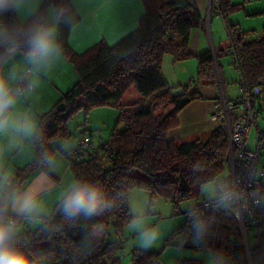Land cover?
<instances>
[{
  "label": "trees",
  "instance_id": "trees-1",
  "mask_svg": "<svg viewBox=\"0 0 264 264\" xmlns=\"http://www.w3.org/2000/svg\"><path fill=\"white\" fill-rule=\"evenodd\" d=\"M70 1L43 0L38 15L45 20L47 8H53L57 39L74 65L77 80L38 116L39 132L31 137L34 158L17 170L13 183L20 186L33 170H45L48 158L57 152L64 154L73 178L102 186L112 207L94 221L80 219L69 224L58 214L50 222L58 209L57 202L53 212L43 216L44 224L24 229L29 240L27 251L44 257L45 264H116L120 260L118 252L124 248L123 227L134 217L129 206L132 188L147 191L151 203L155 196H162L176 207L182 200L197 197L203 184L218 182L229 172V142L223 122L203 136L184 141L168 139V131L177 124L179 111L200 95L189 86L177 91L179 86L167 83L162 72L163 56L168 54L173 61L196 58L197 82L214 84L221 78L218 58L233 49L240 81L245 92H250L257 80L264 77V37L248 38L237 23L227 19L238 6L232 0H216L228 42L218 50L194 56L188 48L189 33L205 23L194 0H141L144 12L136 30L113 46L101 40L82 54H76L67 44L71 27L79 20ZM129 87L135 88L141 97L132 103H120ZM254 100L252 97L253 103ZM110 103L118 106L120 112L108 140L83 151L77 145L66 151L52 145L58 138L70 136L67 122L76 111ZM261 197H264V183ZM193 208L184 212L186 218ZM261 212L264 206L255 205L252 217L258 219ZM186 218L160 249L131 248V264H159L161 250L170 244L174 234H184ZM205 219L210 228L203 239V251L211 248V256L223 252L229 264H264V220L250 226L255 242L251 244L248 237L246 245L233 215L212 211ZM94 222L105 225V234L93 240L89 250L82 247L83 237L86 226ZM184 237L187 238L185 234ZM186 246L192 248V244ZM173 264L205 263L190 257Z\"/></svg>",
  "mask_w": 264,
  "mask_h": 264
},
{
  "label": "crops",
  "instance_id": "crops-1",
  "mask_svg": "<svg viewBox=\"0 0 264 264\" xmlns=\"http://www.w3.org/2000/svg\"><path fill=\"white\" fill-rule=\"evenodd\" d=\"M70 2L72 8L78 14L79 20L70 29L67 44L76 54H82L101 40L108 46L115 45L126 35L137 29L139 19L144 12L141 0H71ZM194 2L205 18L204 27L193 28L189 33L188 48L196 56L207 50H218L228 42V37L216 0H194ZM49 12H52L51 6L47 8L46 17ZM50 23V25H56V17L51 15ZM218 64L221 77L219 82L203 84L197 82L196 79V58L173 61L171 57H166V54L163 56L162 72L167 83L171 86H179L177 91L182 90L183 86H189L190 90H195L200 95V97L190 101L179 111L177 124L168 131V139L184 141L206 135L219 124L210 119L212 111L223 103V99L229 101L240 96V74L233 64L232 55L228 53L221 55L218 58ZM17 65L25 73L23 77H26V85L28 83L26 74L31 72L34 78L38 79V86L34 91L22 96L17 101L14 112L17 116L28 117L37 125L38 116L47 111L60 95L76 82L77 74L73 63L66 56L50 65L33 67L26 62L24 53H20L9 63L6 74L13 66ZM22 78L15 82V86ZM49 80L52 85L46 83ZM230 82L234 89H228L229 86L226 83ZM42 87H44L43 90ZM259 103L264 104V98L254 100L255 106ZM52 145L56 146L57 143H52ZM34 155L35 151L31 137L17 135L11 131L0 135V173L8 174L13 179L12 181L16 177L17 170L31 162ZM69 171L67 157L57 152L51 158V163L48 162L45 170L37 168L30 172L20 187L28 189L33 186L43 185L46 190L40 194L38 199L44 216H49L57 202H59L63 188L74 180L68 177ZM185 218L186 216L179 226L183 224ZM150 225H153V222ZM147 227L150 226L143 228ZM141 230H130L128 226L124 225L122 237L124 240L127 237L134 240L137 237V233ZM182 240L187 241L184 244L185 247L187 244H191L190 239L185 238L184 234ZM133 247L143 248L138 245ZM201 255L189 253L178 257L179 259L190 257L202 259Z\"/></svg>",
  "mask_w": 264,
  "mask_h": 264
},
{
  "label": "clouds",
  "instance_id": "clouds-1",
  "mask_svg": "<svg viewBox=\"0 0 264 264\" xmlns=\"http://www.w3.org/2000/svg\"><path fill=\"white\" fill-rule=\"evenodd\" d=\"M40 3L41 0H0V135L11 131L34 137L39 132L32 120L14 112L17 101L38 86V79L33 73H27L28 83L21 91L15 86V82L25 75L20 66H13L7 74L3 73V68L21 52L33 67L50 65L66 55L57 39L56 25H49L38 15ZM48 162L51 163V158ZM45 190L43 185L21 188L8 174L0 173V264H45L44 257L33 256L27 251L29 240L24 232V224L45 223L38 199ZM207 194L217 210L241 213L245 210L239 206L240 193L226 179L211 183ZM253 203L264 206V197L253 194ZM111 207L102 186L74 179L61 191L58 213L66 222L74 224L80 219L94 221ZM191 227L192 241L200 243L208 234L210 224L206 219L195 217ZM86 228L82 247L90 250L92 241L104 236L105 225L94 222ZM128 228L142 229L140 243L144 248L152 247L159 238L156 229L143 228V219L139 216ZM185 243L187 241L181 240L179 246L182 248ZM211 264H229V258L223 252H216L212 254Z\"/></svg>",
  "mask_w": 264,
  "mask_h": 264
},
{
  "label": "rangeland",
  "instance_id": "rangeland-1",
  "mask_svg": "<svg viewBox=\"0 0 264 264\" xmlns=\"http://www.w3.org/2000/svg\"><path fill=\"white\" fill-rule=\"evenodd\" d=\"M232 3L236 4L238 7L228 14V21L231 23H237L238 28L245 32L248 38L264 37V0H232ZM51 11L52 12H49L45 19L49 25L51 24V15L52 17H55V12L52 7ZM166 57L171 56L166 54ZM7 67H9V64L2 70L4 74H6ZM46 83L52 85L50 80ZM226 85L229 86L228 89H234L231 82L226 83ZM43 88L44 87H42V90ZM140 97V94L135 90V88L129 87L123 94L120 103H132L137 101ZM255 108L257 111L256 126H254L250 131L249 139L247 141V146L249 148L254 147V136L256 132L258 130L264 132V104L259 103L255 106ZM119 112L120 108L112 103L91 106L87 111L85 109H80L76 111L67 122V128L70 132V136L68 138H58V140L52 143H57V145H60L64 150L74 148L77 137L84 130L83 125L86 124L88 128L84 132H92V144L97 146L99 143L108 140L110 137L117 125ZM119 128H122V126ZM261 155L262 160L260 165H264V148H262ZM68 177L74 179L70 171L68 173ZM213 182L214 181L203 184L197 197L182 200L176 207L173 206L170 200L162 196H155L151 203L150 196L147 191L140 188H132L129 192V206L134 215L133 219L139 216L143 219V227L150 226L147 228L156 229L159 232V238L156 243L152 247L146 249H160L166 237H168L182 222L185 217L184 212L193 208L198 201L209 198L207 194V187ZM130 222L125 224V226H128ZM152 222L153 225H150ZM27 228L34 229L36 226L29 225V227H24V229ZM136 236L137 237L134 240L129 237L124 240V248L122 251L120 250L118 252L117 256H120V260L116 264H131L129 256L130 249L135 245L142 247L140 243V231ZM182 236L183 234L181 233L174 234L170 244H167L161 250L159 264H173L174 260L179 259L178 256H184L189 253H194L196 255L202 254L200 257L204 260V262L206 264H211L212 256L209 250L198 252L187 246H183L181 248L179 246V242L182 240ZM248 237L249 242L253 244L255 242L254 233H250Z\"/></svg>",
  "mask_w": 264,
  "mask_h": 264
},
{
  "label": "built area",
  "instance_id": "built-area-1",
  "mask_svg": "<svg viewBox=\"0 0 264 264\" xmlns=\"http://www.w3.org/2000/svg\"><path fill=\"white\" fill-rule=\"evenodd\" d=\"M228 53L232 55L233 63L236 65L234 50L229 49ZM25 78L23 77L16 85L21 91L26 87ZM239 91L240 96L237 99L229 101L223 99V103L210 114V119L218 123L223 122L226 126L229 142V172L223 179H226L240 193L239 206L245 210L242 213L223 209L217 210L213 207V201L210 198L198 202L193 210L188 213L184 227L185 236L190 239L193 250L198 252L204 249L203 241L200 243L192 241L191 226L195 217L205 219L206 215L212 211H222L226 215H233L239 223L246 245L248 244V235L251 233L250 226L264 220V212L259 213L258 219L252 217L256 205L253 203V194L261 197L262 183H264V165H260L262 160L261 151L264 148V134L257 131L254 136V147L249 148L247 146L250 131L256 125L257 116L252 97L255 99L264 98V77L257 80L250 92H245L243 82L239 81ZM83 128L84 130L76 140V145L81 151L89 149L93 145L91 131L89 133L84 132L86 124L83 125ZM210 250L211 248H209Z\"/></svg>",
  "mask_w": 264,
  "mask_h": 264
},
{
  "label": "water",
  "instance_id": "water-1",
  "mask_svg": "<svg viewBox=\"0 0 264 264\" xmlns=\"http://www.w3.org/2000/svg\"><path fill=\"white\" fill-rule=\"evenodd\" d=\"M59 213H58V209L52 214V216L50 217V219H49V221L50 222H52L55 218H56V216L58 215Z\"/></svg>",
  "mask_w": 264,
  "mask_h": 264
}]
</instances>
